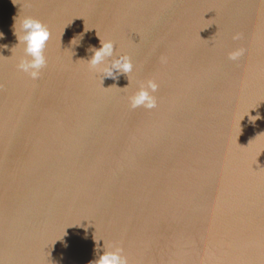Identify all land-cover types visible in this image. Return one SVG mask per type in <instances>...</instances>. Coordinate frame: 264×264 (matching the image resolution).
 Returning a JSON list of instances; mask_svg holds the SVG:
<instances>
[{
    "label": "water",
    "instance_id": "obj_1",
    "mask_svg": "<svg viewBox=\"0 0 264 264\" xmlns=\"http://www.w3.org/2000/svg\"><path fill=\"white\" fill-rule=\"evenodd\" d=\"M25 15L51 29L36 79ZM0 32V264H89L103 243L264 264V0H0ZM99 36L130 73L89 67ZM149 78L156 106L131 107Z\"/></svg>",
    "mask_w": 264,
    "mask_h": 264
},
{
    "label": "clouds",
    "instance_id": "obj_2",
    "mask_svg": "<svg viewBox=\"0 0 264 264\" xmlns=\"http://www.w3.org/2000/svg\"><path fill=\"white\" fill-rule=\"evenodd\" d=\"M13 31L17 37V44L22 46L24 53L19 58L16 67L33 79L38 78L41 74L40 70L47 64L45 48L51 37V29L41 20L25 15L18 21L14 17ZM2 36L3 33L0 32V37ZM99 38V47H92L91 55L86 59L89 67L95 71L106 73L104 77L115 78L121 72L130 73L133 64L129 55L127 53L114 55V42L110 39H102L100 36ZM239 38V33L233 35V39ZM246 54L247 49L239 47L230 51L228 58L232 62L238 63ZM158 87V82L153 78L140 82L137 89L129 96L130 106L133 108L141 105L145 108L155 107L157 99L154 93ZM251 117L257 118V116ZM102 247L103 251H99L100 246L97 245L98 255L89 264H128L127 257L123 254V249L120 246L105 247L103 243Z\"/></svg>",
    "mask_w": 264,
    "mask_h": 264
}]
</instances>
